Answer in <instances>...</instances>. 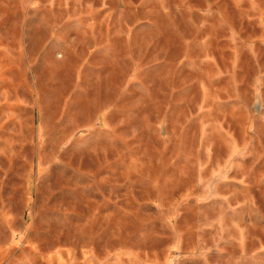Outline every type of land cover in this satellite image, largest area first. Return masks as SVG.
<instances>
[{
	"label": "rangeland",
	"instance_id": "rangeland-1",
	"mask_svg": "<svg viewBox=\"0 0 264 264\" xmlns=\"http://www.w3.org/2000/svg\"><path fill=\"white\" fill-rule=\"evenodd\" d=\"M0 264H264V0H0Z\"/></svg>",
	"mask_w": 264,
	"mask_h": 264
}]
</instances>
